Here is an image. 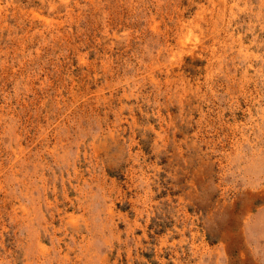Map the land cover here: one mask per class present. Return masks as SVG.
I'll use <instances>...</instances> for the list:
<instances>
[{"label":"rangeland","instance_id":"obj_1","mask_svg":"<svg viewBox=\"0 0 264 264\" xmlns=\"http://www.w3.org/2000/svg\"><path fill=\"white\" fill-rule=\"evenodd\" d=\"M0 264H264V0H0Z\"/></svg>","mask_w":264,"mask_h":264}]
</instances>
